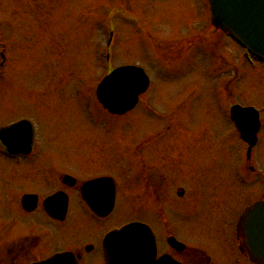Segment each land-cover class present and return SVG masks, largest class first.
<instances>
[{
  "label": "rangeland",
  "instance_id": "374dc122",
  "mask_svg": "<svg viewBox=\"0 0 264 264\" xmlns=\"http://www.w3.org/2000/svg\"><path fill=\"white\" fill-rule=\"evenodd\" d=\"M105 1L125 6L137 19L117 14L112 67L145 68L150 106L171 119L160 121L143 105L123 118L89 112L95 102L88 86L105 73V59L94 53L107 39L101 17L94 25L93 6ZM106 8L100 5V15ZM207 28L208 42L200 36ZM0 32L7 55L0 71L6 74L0 80V100L6 102L0 106V126L30 116L40 128L37 143L50 151L39 147L38 160L47 155L83 177L113 175L117 209L110 222L117 226L129 219L147 222L162 249L170 231L187 243V251H205L194 255L202 263L209 255L214 264H251L239 251L236 222L244 207L264 197V139L253 153L256 173L249 169L252 161L242 168L244 151L226 110L231 101L253 106L264 123V65L256 61L253 67L231 36L212 31L207 0H0ZM147 33L163 41L192 35L200 40L180 60L164 62ZM161 127L169 131L148 149L182 156L185 151L186 161L180 160L175 175L149 166L154 172L142 180L126 160L131 144ZM261 134L264 138V130ZM188 138L191 146L183 150ZM179 187L185 189L182 197ZM77 219L76 212L69 215V223Z\"/></svg>",
  "mask_w": 264,
  "mask_h": 264
},
{
  "label": "flooded vegetation",
  "instance_id": "af4514ba",
  "mask_svg": "<svg viewBox=\"0 0 264 264\" xmlns=\"http://www.w3.org/2000/svg\"><path fill=\"white\" fill-rule=\"evenodd\" d=\"M147 35L155 51L159 52L157 55L164 62L180 60L194 50L200 40L192 35L185 39L175 38L176 41L174 38L163 41L157 39L160 37H153L149 33ZM200 36L208 42V28ZM170 55H177L176 59L169 58ZM4 104L0 100V106ZM161 135H164V131L156 137ZM152 140L150 137L145 138L142 149L130 156L133 163L141 164L142 178L148 179L149 172L151 175L154 172L150 167L154 166L162 173L164 168L167 171L172 169L174 175L176 172L180 173V160L186 161L187 152L183 151L182 156L179 151L169 153L160 149H148L149 141L151 143ZM176 143L178 147L181 146L179 140ZM189 143L182 144L183 150L190 148ZM50 171V165H45L40 173L35 150L27 156H9L0 147V264H37L66 252L72 254L75 264H103L102 240L115 225L109 226L107 218L103 222L104 219L95 216L86 205L82 192L85 180L77 177L75 184L68 185L64 182L63 175L54 176ZM58 191L68 195V213L74 215L76 212V224L71 221L69 223L68 215L63 221H59L47 213L49 206L45 199ZM26 195H36V199L24 198ZM172 255L184 264H197L195 253L190 250L173 251ZM202 264L212 263L208 259V262Z\"/></svg>",
  "mask_w": 264,
  "mask_h": 264
},
{
  "label": "water",
  "instance_id": "95a60500",
  "mask_svg": "<svg viewBox=\"0 0 264 264\" xmlns=\"http://www.w3.org/2000/svg\"><path fill=\"white\" fill-rule=\"evenodd\" d=\"M209 1L214 27L228 33L254 55L264 59V0ZM148 84V77L141 68L126 66L107 75L100 83L97 94L110 112L124 114L136 105L139 95L145 92ZM232 113L235 121L241 122L240 129L244 137L253 144L256 130L245 125L244 120L249 121L250 117L257 124L254 109L235 106ZM24 127L25 122H19L2 129L0 136L14 134ZM113 201L114 198L111 203ZM238 230L245 235L251 258L258 264H264V200L245 210L239 220ZM169 242L174 247H184L173 237ZM156 254L153 234L140 223L114 232L106 243L108 264H178L169 256L157 259ZM59 261L54 258L44 264H60Z\"/></svg>",
  "mask_w": 264,
  "mask_h": 264
}]
</instances>
